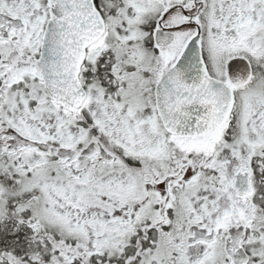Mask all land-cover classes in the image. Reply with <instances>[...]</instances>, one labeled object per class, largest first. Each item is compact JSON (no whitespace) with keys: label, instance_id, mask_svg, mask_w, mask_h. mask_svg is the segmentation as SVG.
Returning a JSON list of instances; mask_svg holds the SVG:
<instances>
[{"label":"snow or ice","instance_id":"6c2138e0","mask_svg":"<svg viewBox=\"0 0 264 264\" xmlns=\"http://www.w3.org/2000/svg\"><path fill=\"white\" fill-rule=\"evenodd\" d=\"M0 264H264V0H0Z\"/></svg>","mask_w":264,"mask_h":264}]
</instances>
